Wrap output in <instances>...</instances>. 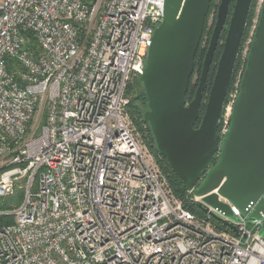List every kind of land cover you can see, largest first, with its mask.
<instances>
[{"label": "built area", "instance_id": "built-area-1", "mask_svg": "<svg viewBox=\"0 0 264 264\" xmlns=\"http://www.w3.org/2000/svg\"><path fill=\"white\" fill-rule=\"evenodd\" d=\"M164 10L0 0V197L25 179L22 204L0 211L14 217L0 226V264H264V218L220 198L231 218L188 191L209 209L191 212L139 141L126 91Z\"/></svg>", "mask_w": 264, "mask_h": 264}, {"label": "water", "instance_id": "water-1", "mask_svg": "<svg viewBox=\"0 0 264 264\" xmlns=\"http://www.w3.org/2000/svg\"><path fill=\"white\" fill-rule=\"evenodd\" d=\"M232 0H221L191 102L187 92L211 0H165L140 81L148 108L144 120L158 151L188 191L209 207L234 218L228 200L249 219L264 218V2L247 56L230 125L218 131L252 0H235L205 112L199 127L208 73ZM18 177V175L13 176ZM208 211V207L203 208ZM260 234L264 236V221Z\"/></svg>", "mask_w": 264, "mask_h": 264}, {"label": "trees", "instance_id": "trees-1", "mask_svg": "<svg viewBox=\"0 0 264 264\" xmlns=\"http://www.w3.org/2000/svg\"><path fill=\"white\" fill-rule=\"evenodd\" d=\"M214 1L215 0H211V7H210L209 14L211 13V11L213 9ZM233 1H235V0H232V2ZM217 10H218V8H217ZM253 13H254V5H251V8H250V11L248 14L247 24H246V27L244 30V34L242 37L238 56L236 59L234 71H233L231 81H230V85L228 88L227 97H228L229 92L232 90V88L235 84V81L237 79V74L240 70L241 60L239 57H240V54H241V51L243 48V44L247 40V35H248L250 27L252 25ZM209 14L207 16V20H208ZM207 20H206L205 29H204L203 37L201 40V44H200V47L197 51L196 58H195V70H194L193 76L191 78L189 90L187 92L188 102H191L195 96L196 89H197L199 81H200V76H201V72H202V68H203L204 58H205V55H206V52H207V49L209 46L210 38H211V35L213 33V29L215 26V24H214L212 31H210V36H208L206 46L203 47L204 41H206L205 36L207 34V29H208ZM225 37H226V33H225V29H224L223 32L221 33L219 43H218L217 49H216L215 54H214L213 62L211 64V67H210V70L208 73L204 97H203V101H202V104L200 107V117L195 124L196 128L199 127L201 120H202V117H203L204 112H205V107H206L207 102H204V100L208 99L209 92L211 90V87H212V84L214 81V77H215V74L217 71L218 62H219L220 56H221L222 51H223L224 44L221 43L220 41L225 39ZM18 69H19L18 62L15 59L9 58L8 59V70L10 72L15 73L16 71H18ZM196 73L198 74V79H197L196 83H193V78H194V75ZM126 95L130 98V102L128 105V111H129V113H130V115H131V117L134 120L136 125H138V126L145 125L146 133H147L146 137H145L146 142H147L148 146L151 148V150L158 157L161 168L169 177V180L171 182V185H172V188L174 190L175 195L184 201L185 208H187L191 212L195 213L196 215L205 216V211H204L203 207L201 206V204L199 202H195V201L190 199V196H189L188 190L185 187V184L172 171L170 164H169L168 160L166 159V157L163 156L157 149L156 140H155V137L153 135L152 129H151L149 123L144 120L143 115H144L145 110L148 108V99H147L143 84L140 81L139 77H136L134 79V81L128 85ZM227 97L225 99V103L227 102ZM224 107H225V104H224ZM44 119H45V115H43V120H42L43 122H44ZM218 131L219 132L221 131L220 125L218 126ZM5 169H7L5 166L2 167L0 169V173L3 172ZM24 182H25V179L22 180V185L24 184ZM18 185L19 184H16L15 191L12 195H9L6 197H0V211L13 210L22 204V202L24 201V197H25V189L23 186L20 187V189H19ZM13 222H14L13 216L0 215V226L3 224H12Z\"/></svg>", "mask_w": 264, "mask_h": 264}, {"label": "rangeland", "instance_id": "rangeland-1", "mask_svg": "<svg viewBox=\"0 0 264 264\" xmlns=\"http://www.w3.org/2000/svg\"><path fill=\"white\" fill-rule=\"evenodd\" d=\"M220 2H221V0H215L214 1L213 9H212L211 13L209 14V17H208V20H207L208 29H207V34L205 36V40L206 41H204L203 47L206 46V42H207L208 36H210V31H212L213 26H214V24L216 22L217 8H218ZM263 2H264V0H252V4L251 5H254V13H253V16H252V25H251L249 33L247 35V40L243 44V48H242V51H241V54H240V57H239L240 60H241V62H240L241 66H240V70H239V72L237 74V79L235 81V84H234L232 90L228 94L227 102L225 103V107H224V110L222 112V116H221V119H220V122H219L220 130H221L219 132L220 134H222L224 129L229 128V125H230L232 107H233L235 98H236V96H237V94L239 92V89H240L241 79H242V76H243V73H244V70H245V67H246V63H247L248 52H249L250 47H251V43H252V40H253V37H254L256 25H257L259 17H260V12H261V8H262V5H263ZM234 5H235V1H233L231 3V8H230L231 14H230V17L232 15V12H233V9H234ZM230 17L228 18V21H227V23H226V25L224 27L226 34H227L228 26H229ZM224 41H225V39L221 40L220 42L224 44ZM197 79H198V74L196 73L194 75V78H193V83H196ZM207 100L208 99L204 100V102H207ZM42 114H44V111L38 113V118L39 119L43 118ZM130 117H131V115H130ZM131 119H132V117H131ZM133 122H134V120H133ZM134 124H135V122H134ZM135 127L137 129V132H138V135H139L138 137H139V141H140L141 145L144 148H146V151L149 152V154H151L152 159L155 161V163L158 166L162 176L164 177L165 183L167 184V187H168L169 191L174 196H176L175 193H174V190L172 188L171 182L169 180V177L167 176V174L163 171V169L160 166L158 157L155 155V153L151 150V148L148 146V144L146 142V138L145 137H146L147 133H146L145 125L138 126V125L135 124ZM5 165H6L5 161H0V169L2 167H4ZM22 180L23 179L17 180V184H19L18 185L19 189H20V187H22Z\"/></svg>", "mask_w": 264, "mask_h": 264}, {"label": "flooded vegetation", "instance_id": "flooded-vegetation-1", "mask_svg": "<svg viewBox=\"0 0 264 264\" xmlns=\"http://www.w3.org/2000/svg\"><path fill=\"white\" fill-rule=\"evenodd\" d=\"M230 8H231V5H230ZM230 14H231V10H229L228 18L230 17ZM228 18H227V21H228ZM229 20H230V19H229Z\"/></svg>", "mask_w": 264, "mask_h": 264}]
</instances>
